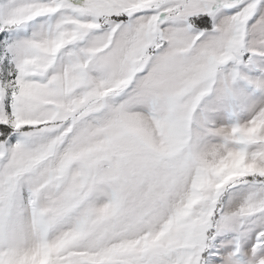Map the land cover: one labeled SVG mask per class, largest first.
<instances>
[{"label":"snow or ice","instance_id":"6c2138e0","mask_svg":"<svg viewBox=\"0 0 264 264\" xmlns=\"http://www.w3.org/2000/svg\"><path fill=\"white\" fill-rule=\"evenodd\" d=\"M0 264H264V0H0Z\"/></svg>","mask_w":264,"mask_h":264}]
</instances>
